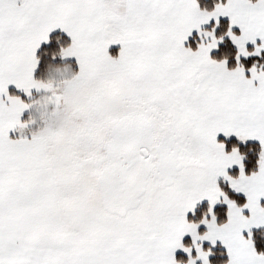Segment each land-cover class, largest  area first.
I'll return each mask as SVG.
<instances>
[{"label":"snow or ice","instance_id":"6c2138e0","mask_svg":"<svg viewBox=\"0 0 264 264\" xmlns=\"http://www.w3.org/2000/svg\"><path fill=\"white\" fill-rule=\"evenodd\" d=\"M221 16L230 18L224 35L201 27ZM57 29L78 65L69 106L56 123L21 133L31 105L9 87L31 97L42 86L37 51ZM194 29L195 50L184 43ZM225 35L238 47L234 68L210 55ZM258 38L264 0L210 10L199 0H0V264H179L181 249L188 264H212L203 242L217 240L235 242L227 264H264L252 231L264 226V151L246 172L245 153L218 141L244 130L264 147V64L240 63L264 53ZM234 165L242 203L218 183L233 181ZM205 198L204 217L190 221Z\"/></svg>","mask_w":264,"mask_h":264},{"label":"trees","instance_id":"16d2710c","mask_svg":"<svg viewBox=\"0 0 264 264\" xmlns=\"http://www.w3.org/2000/svg\"><path fill=\"white\" fill-rule=\"evenodd\" d=\"M217 2L218 0H199L200 6L202 8H207L209 10L213 9ZM229 24H230L229 21L221 20L219 25L211 24L209 27L205 29L211 30L215 26L216 35L220 36L226 33ZM52 38H53L52 43L43 46L37 53V55L41 58L42 67L36 73V77H35L36 81H43L47 75V72L51 67L73 64L72 62H63L62 59L64 51H66L71 46V41L60 33L53 34ZM200 42H201L200 37L198 35H195L188 42L187 47H191L195 50L198 48ZM236 54H237V49L235 45L225 35L224 40L221 42V45L219 46L217 51H215L212 54V57L216 60H224L225 58H227L228 67L234 68L237 66ZM52 57H56V59H53ZM257 62L259 64H264V54H261L258 57H250L247 59H243L241 60L240 63H242L246 69H249L254 63ZM11 94L19 95L14 91L11 92ZM219 141H222L226 144V151H231V148L233 146H238L240 150L243 153H245L246 172H251L257 168L256 161L258 159L259 152L262 151V148L258 143H254V142L241 143L235 139H224V138H220ZM229 174L232 175L233 178H236L239 176V170L236 169L232 170ZM219 184L221 188L228 193L231 199H235L238 203L244 202L245 198L233 192L226 183L220 181ZM207 209L208 206L206 204L202 205L201 207L198 208L195 214L190 215L188 219L190 221L198 222L200 219L204 217L205 213L207 212ZM227 210L228 209L225 205H219L214 209L217 215L218 223H222L227 219ZM200 231L203 232L202 230ZM253 239L256 243L257 250L264 251V230L260 229L253 231ZM205 248H208V246H205ZM177 258L180 259L181 262H186L187 260L186 258L180 255ZM210 260L212 261V264H227L228 258L223 250H221L220 248H215L212 249V257Z\"/></svg>","mask_w":264,"mask_h":264},{"label":"crops","instance_id":"0c3cea01","mask_svg":"<svg viewBox=\"0 0 264 264\" xmlns=\"http://www.w3.org/2000/svg\"><path fill=\"white\" fill-rule=\"evenodd\" d=\"M221 20H227V21H229V23H230V18H229V17L221 16V17H220V21H221ZM211 24H216V20H215V18H213V20H212L210 23L204 24V25H202L201 27L205 29V28L209 27ZM233 30L239 32L238 27H234ZM55 33H60V34L64 35L65 37H67V38L71 41V44H72V39L67 35V33L63 32V30H61V29H57V30H55V31L51 34V36H52L53 34H55ZM195 35H198V36L200 37V39L202 40V38H201V36H200V32H199V30L194 29L193 32H192V34L189 36V38L184 42L186 47H187L188 42H189V41L193 38V36H195ZM227 38L232 42V40H231L230 37L227 36ZM241 41H242L243 43H245V46L248 47L249 51H253V50H254L255 45L252 44L250 41L245 40L243 37H241ZM221 42H222V41L219 42L217 48H214V49L211 50V52H210V55H211V56H212V54H213L215 51H217V49H218L219 46L221 45ZM257 42H258V43H264V41L259 40V38H258ZM232 43H233V42H232ZM247 43H248V45H247ZM233 44H234V43H233ZM45 45H47V43H43V44L41 45V48H42L43 46H45ZM234 45H235V47H236V49H237V52H238V47H237V45H236V44H234ZM120 47H121V45H119V44H114V45H112V46L110 47L109 51H110V53H111L112 55H114V56H118ZM41 48H40V49H41ZM250 48H251V49H250ZM40 49H38L37 53L39 52ZM262 54H264V53H262ZM68 56H69V53L67 52V50L64 51V53H63V57H62L63 62H72L73 64H67V65H71L72 67H74L75 70H76V69L78 70V65H77L76 62H75V58H66V57H68ZM259 56H260V55H259ZM250 57H258V56H257V55H252V56L244 57L243 55H241V57H240V62H241V60H243V59H247V58H250ZM63 66H66V65H63ZM38 82L42 83V81H38ZM13 91H14L15 93L21 95V96L26 100V102H29V103L32 102V101H34V100L36 99V96H35V95L38 96V94H36V90H35V89H33V92H32L31 97H28L27 94L23 92V90H21V89H17V88L15 87V85H11V86L9 87V92L11 93V92H13ZM22 119H23V124H24V126L21 127V128L19 129V131H20L21 133H30V132L36 130V129H35V125H36V124H35L34 122H32L33 120L36 121V119H35V113L33 114L32 111H31L30 109L25 111L24 115L22 116ZM12 134L15 136V135H17L18 133H12ZM236 135H237L238 137H237ZM220 138H224V139H235V140H237V141H239V142H241V143L254 142V143H258V144H259V141L254 140V139H250V138H253V134H252V133L246 132V131H244V130L234 131L233 134H232L231 136H226L225 134L220 133V134L218 135V141H219ZM239 138H240L241 140H243V141H247L248 139H249V140H248L247 142H243V141H240ZM259 145H260V144H259ZM260 146H261V145H260ZM262 151H264V147H262ZM235 169H236V170H239V166H238V165H234V166H232L231 168L228 169V172L230 173L232 170H235ZM235 179H237V180L239 181V183L236 184V186H237V188L241 189V193H238V192H236L235 190H233V189L230 187V184H231L233 181H232V182L226 181V180L224 179L223 176H221V177L218 178V183H219L220 181H223L224 183H226V184L230 187V189H231L233 192H235L236 194H238V195H240V196H242V197H244V198L246 199V197H245V195H244V193H243V192L246 191V186L242 183V181L240 180L239 176L236 177ZM221 204H222V205H225V206L227 207V209H228V206H227L226 203L221 202ZM216 207H217V206H216ZM216 207H215V208H216ZM215 208H214V209H215ZM260 229H261V230H264V226H262V227H260V228H253L252 231L260 230ZM200 230H202V231H206V230H207V226H206V225H201V226H200ZM184 242H185L186 244L190 245L191 247H193V254L195 255V246H196V245H195V243H192V244H191V242H192V237H191L190 234H188V235H186V236L184 237ZM203 244H204V246L212 247V249L220 248L221 250H223V251L226 253V256H227L228 259H229V256H228L227 249L229 248V244L232 246V248L235 247V242H234V241L223 242V241L217 240V243H216V245H214V246L211 245V242H210V241H204ZM176 255H177V257L180 255V256H182V257H184V258L187 259L186 262H181V261L179 260V264H188V256H187V253H185L182 249H181V250H177V254H176ZM211 257H212V255L210 256V259H211ZM197 264H201V262L198 261Z\"/></svg>","mask_w":264,"mask_h":264},{"label":"rangeland","instance_id":"374dc122","mask_svg":"<svg viewBox=\"0 0 264 264\" xmlns=\"http://www.w3.org/2000/svg\"><path fill=\"white\" fill-rule=\"evenodd\" d=\"M77 69L71 65L51 67L47 72L41 87L36 90V99L30 102V110L35 113V129L39 130L45 126L57 122L60 114L68 108L67 82L76 74ZM35 130V131H36ZM206 204L209 207V200L205 198L198 202L194 212L189 211L188 217L194 215L199 207ZM222 205L221 202L216 206ZM215 206V207H216Z\"/></svg>","mask_w":264,"mask_h":264},{"label":"clouds","instance_id":"9594fccd","mask_svg":"<svg viewBox=\"0 0 264 264\" xmlns=\"http://www.w3.org/2000/svg\"><path fill=\"white\" fill-rule=\"evenodd\" d=\"M235 42L240 46L241 50H244L245 43H243L241 41V37H237ZM233 183L236 185L239 183V181L237 179L233 178ZM229 248H232V246L230 244H229Z\"/></svg>","mask_w":264,"mask_h":264}]
</instances>
